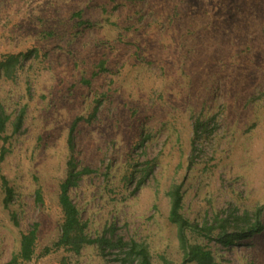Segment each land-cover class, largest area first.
<instances>
[{
  "label": "rangeland",
  "instance_id": "374dc122",
  "mask_svg": "<svg viewBox=\"0 0 264 264\" xmlns=\"http://www.w3.org/2000/svg\"><path fill=\"white\" fill-rule=\"evenodd\" d=\"M32 50L14 78L0 74L10 117L0 177L14 189L7 211L0 187V264L34 224L31 264H120L116 250L53 248L72 157L90 170L70 189L86 233L145 243L152 264L182 262L168 220L173 184L183 186L191 222L263 208L264 225V0H0V59ZM197 120L209 132L195 140ZM188 237L217 264H264V231L229 248Z\"/></svg>",
  "mask_w": 264,
  "mask_h": 264
},
{
  "label": "trees",
  "instance_id": "16d2710c",
  "mask_svg": "<svg viewBox=\"0 0 264 264\" xmlns=\"http://www.w3.org/2000/svg\"><path fill=\"white\" fill-rule=\"evenodd\" d=\"M36 50L29 51L24 54L3 56L0 59V74L7 79L14 78L17 68L22 60L30 58ZM101 62V69L103 64ZM99 102V101H98ZM97 113V106L93 109L92 117ZM25 117L24 110H21L13 123V134L20 132ZM83 119H76L70 129L67 137L68 148L71 153L74 152V133ZM10 117L6 114L3 106L0 104V141L6 143L8 137L5 135L7 131ZM207 125L197 120L194 125L195 140L199 139L203 134L208 133ZM6 148H0V163L5 159ZM151 167H149L150 171ZM90 170L82 168L78 170V166L74 158H70L67 162V174L65 180L59 186L58 204L63 215L61 223V233L58 241L53 248L65 249L74 256H80L81 251L87 246H96L101 255L111 256L110 251L116 250L120 264H152L149 247L145 243H136L135 241H124L121 237H107L105 234L95 238H91L86 233L87 224L80 219L79 211L70 197V189L76 187L82 177L89 174ZM149 173H145L138 181L135 191H137L142 183L146 180ZM0 187L3 193L2 205L7 211L10 210L14 199V189L10 186L5 176L0 177ZM169 198V222L176 227L177 240L179 248L182 251L181 264H217L211 251L204 246L192 243L188 237V233H194L198 236L211 239L214 236L215 242L223 248H229L240 244L243 240L250 238L264 231V225L261 220L263 208H259L254 217L248 213L242 215H228L222 218L219 214H215L213 219L206 221L200 226L196 222H191L183 213L184 193L181 184H173L167 192ZM36 203L43 204V195L40 190L35 193ZM10 220L14 226L18 227V216L16 213H10ZM38 224L32 225L31 229L26 233H21L18 251L13 253L9 264H31L36 253V241L38 235ZM50 249H46L45 253H49ZM60 264H72L68 258L64 257Z\"/></svg>",
  "mask_w": 264,
  "mask_h": 264
}]
</instances>
